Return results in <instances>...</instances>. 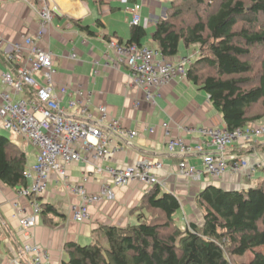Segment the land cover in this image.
Masks as SVG:
<instances>
[{"label": "crops", "instance_id": "crops-1", "mask_svg": "<svg viewBox=\"0 0 264 264\" xmlns=\"http://www.w3.org/2000/svg\"><path fill=\"white\" fill-rule=\"evenodd\" d=\"M28 1L0 0V34L9 42L5 45L6 51H11V43L23 42L26 36L36 32L39 18L33 6L40 8L43 3ZM46 1L57 10L47 34V44L54 55L57 70L55 85L66 86L70 92L66 96H59L68 117L84 122V109L98 116L99 108L106 106L112 119L120 120L124 130L138 133L134 139L114 134L111 154L106 161L101 162V166L130 167L144 158L161 162L163 169L157 174L159 180L166 184L164 190L180 199L183 206L181 218L197 224L203 222V214L194 206L195 197L207 185L212 184L227 191L243 190L250 185L254 186L264 176V138L260 137L246 144L241 142L228 153L231 159L246 160L251 166L262 165L251 177L241 172L227 174L219 180L205 176L200 182L179 178L181 162L203 170L201 156L170 154L163 124L170 127L174 138L197 146L203 143L204 138L196 130L202 127H226L222 115L212 107L204 91L180 78L163 87L157 95V105H151L146 100L145 91L133 86L129 68L119 64L115 52L109 48V40L123 43L130 40L133 30L131 10L136 4L142 3L141 26L148 33L142 43L158 50L152 36L158 20L166 16L168 4L171 6L173 0ZM98 21L103 26H99ZM85 27H89L93 34L85 31ZM181 47L178 56L169 60L177 62L183 57H191ZM195 50H198L197 46L193 49L194 53ZM71 54L77 55L75 61L70 60ZM195 55L198 58V54ZM7 69H10L9 66L0 62V74ZM195 87L197 92L193 93L192 88ZM77 92L84 94L83 105L78 112L69 107L71 99H79ZM152 128L155 129L154 133L149 131ZM18 137L25 144L21 146L27 153L28 167L34 165L37 149L24 138ZM96 170L94 165L82 161L68 167L66 182L53 175L48 190L37 199L42 204L57 207L64 217L50 215L47 220L41 217L37 227L28 235L21 232L19 218L22 209L31 212V199L18 196L19 190L0 182V264H11L17 258H20L21 264H32L30 257L23 255V248L27 244L48 248L51 252L50 264H62L69 258L65 250L68 243L80 244L82 240H92L91 232L102 224L134 222L131 210L139 206L144 195L151 189L145 185L133 184L115 189V201L104 200L90 205L88 222L77 223L73 220V209L82 203V199L72 192V188L85 184L90 193L97 194L109 180L104 173Z\"/></svg>", "mask_w": 264, "mask_h": 264}, {"label": "trees", "instance_id": "trees-1", "mask_svg": "<svg viewBox=\"0 0 264 264\" xmlns=\"http://www.w3.org/2000/svg\"><path fill=\"white\" fill-rule=\"evenodd\" d=\"M261 18L264 0H173L152 36L168 59L178 56L182 44L198 47L187 80L209 96L229 131L261 126L264 120V57L253 61L264 53ZM132 27L127 44L144 46L147 30ZM84 30L93 34L89 27ZM0 62L9 66L1 53ZM254 63L259 70L249 78ZM28 165L24 148L0 134V182L17 190L28 186ZM195 202L203 223L182 229L180 199L156 185L132 211L136 224L99 225L89 245H66L69 258L62 264H239L236 258L247 255L251 261L240 264H264V176L243 190L207 185ZM148 214L157 215L149 219ZM50 215L64 217L57 207L42 204L41 217Z\"/></svg>", "mask_w": 264, "mask_h": 264}, {"label": "built area", "instance_id": "built-area-1", "mask_svg": "<svg viewBox=\"0 0 264 264\" xmlns=\"http://www.w3.org/2000/svg\"><path fill=\"white\" fill-rule=\"evenodd\" d=\"M21 1L29 3L28 0ZM36 2L43 4L40 8L31 5L39 18L33 35L26 36L23 42L11 43V51H6L4 48L9 42L0 34V53L10 68L0 74V122L5 130L24 138L38 152L35 164L29 166L25 173L28 186L18 189V196L31 199V212L27 213L22 209L19 218L20 230L26 235L37 227L41 218L42 203L37 198L48 190L53 175L66 182L68 167L74 163L84 161L88 165H94L97 167L96 171L104 173L109 179L97 194L90 193L85 184L72 188V192L82 199V203L73 209V220L77 223L90 220V205L104 200L115 201V189L133 184L150 188L157 185L163 190L166 188L157 174L163 169L161 162L144 158L130 167L101 166V162L106 161L111 154L114 134L134 139L138 133L124 130L121 121L112 119L106 106L99 108L98 116L84 109V122L68 117L59 96H66L70 92L66 86L55 85L57 70L54 55L47 44V34L57 10L46 0ZM131 13V25L141 26L142 3L136 4ZM109 48L115 52L118 63L129 68L133 86L144 90L146 100L153 106L157 105V95L163 87L178 78L187 80L192 64L189 56L173 62L159 50L149 46L139 47L137 44L110 41ZM76 57V54H71L70 60L75 61ZM77 95L79 99H71L69 107L78 112L83 105L84 94L77 92ZM162 128L168 140L170 154L201 156L203 170H198L187 162L179 164L178 176L184 180L200 182L205 176L219 180L227 174L241 172H246L251 177L256 169L262 167L260 164L251 166L243 159H231L228 153L241 142L249 143L264 136V125L236 131H229L226 127H202L196 131L204 141L197 146L174 138L167 124H163ZM149 131L154 133L155 129ZM23 255L29 256L32 264L51 262L50 250L36 244L25 245ZM11 264H21L20 258L13 260Z\"/></svg>", "mask_w": 264, "mask_h": 264}, {"label": "rangeland", "instance_id": "rangeland-1", "mask_svg": "<svg viewBox=\"0 0 264 264\" xmlns=\"http://www.w3.org/2000/svg\"><path fill=\"white\" fill-rule=\"evenodd\" d=\"M169 7H170V4H168V9H169ZM186 20H187V22H191L192 20H193V17L191 16V15H189L188 17H186ZM261 21L262 22H264V18H261ZM151 34V33H150ZM149 34V35H150ZM146 43H149V42H147L146 41ZM182 51H184V53H188L194 60H197V56L195 55V53L193 52V49H195L196 47H191L190 49H188V51L187 50H185V47H184V45L182 44ZM262 52H258V53H256L255 55H254V57H253V61L255 62V61H257V59H259V58H263L264 57V53H263V56H262V54H261ZM4 69V68H3ZM259 70V65H257L256 63H254V73L253 74H251V75H249L248 77L249 78H254V76H255V74L257 73V71ZM192 92L194 93V92H197V88L195 87V88H192ZM201 93V92H200ZM202 95H205L203 92H202ZM261 111V107H257V109H256V112H260ZM261 125H264V120H263V122L261 123ZM0 134H2V135H4V136H6L7 138H9L10 140H12V141H14V142H17V143H19L20 145H25L24 144V142L21 140V139H19V137L18 136H16L13 132H11V131H7V130H5L4 128H3V126L2 125H0ZM262 138H264V136H262ZM26 147V146H25ZM26 150H27V147H26ZM140 205V204H139ZM196 204H195V202H194V206H195ZM196 207H198L197 205H196ZM135 209V208H134ZM133 209V210H134ZM133 210H131V218L132 219H134L135 221L134 222H132V221H130V222H126L125 224H121V225H113V226H117V227H126L128 224H130L131 222V224H136L137 223V212L136 213H132V211ZM199 210V209H198ZM152 215V214H151ZM150 214H148V218L149 219H151L152 218V216L153 217H156L155 215H157V214H153L152 216H151ZM178 217L180 218V222H178V225L182 228V229H185V226L187 227V224L190 222V220H187L186 218L183 220L182 218H181V214H178ZM203 221V220H202ZM201 222V221H200ZM203 222H201V224H202ZM92 233V232H91ZM86 240V239H85ZM85 240H82L81 241V245H83V246H86V245H89L90 243H91V240H88V241H85ZM87 243H89V244H87ZM251 261V255H247V256H245V257H237L236 258V262L237 263H249Z\"/></svg>", "mask_w": 264, "mask_h": 264}]
</instances>
